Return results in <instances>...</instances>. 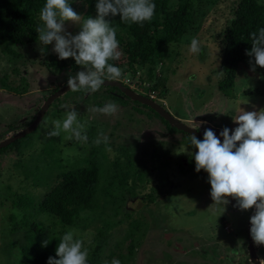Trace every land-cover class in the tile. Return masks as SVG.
<instances>
[{"label":"rangeland","instance_id":"374dc122","mask_svg":"<svg viewBox=\"0 0 264 264\" xmlns=\"http://www.w3.org/2000/svg\"><path fill=\"white\" fill-rule=\"evenodd\" d=\"M198 3L197 0L195 4ZM232 4V0H225L216 5L211 3L206 9V15L199 16L196 26H193L198 28L199 24H203L200 29L187 33L189 35L182 42L173 45L168 54L169 58L162 61L155 73L162 84L156 89L158 103L177 120L198 131H205L206 128L222 130L224 127L234 130L238 124L234 123L233 117L240 115L243 110L264 109V97L250 93L259 86L264 88V67L257 65L254 72L251 70L249 61L254 62V57H250L243 65L241 75L235 83L234 98L225 97L219 90V83L224 77L221 70L223 30L233 21ZM82 10L78 5L75 6V11L81 16ZM66 24V31L73 35L81 31V25L78 23L70 21ZM194 37L201 42V53L189 51ZM54 45L55 42L47 46L38 43L28 50H22L23 59L25 58L22 61L25 62L20 67L22 72L24 71L20 77L13 74L7 66L8 58L0 53V77L6 73L10 74L13 87H19L22 78L26 79L25 84H28L27 92L22 94L10 88H2L0 84V142L4 140L5 135V139L14 135L22 122L40 107L41 101L49 91L60 88L67 83L70 76H75L79 71H87L84 66L76 71L67 69L62 72L49 68L51 56L58 58V54L53 51ZM40 48L45 51L41 53ZM124 55L122 51L119 65L120 60L126 58ZM128 74L131 75H123L129 78ZM142 76L147 78L146 69L142 71ZM156 81L154 79L153 84H156ZM76 96L74 91L67 92L61 98L63 101L68 99L67 110L59 115L54 113L56 110L49 112L37 132L38 139L29 143L26 140L21 142L24 155H0V264H17L20 259L19 246L23 237L22 234L13 232L16 221L12 218L16 217L19 208L14 204L15 195L12 192H30L37 200L43 198L48 188L45 185L36 186L37 182L41 183L36 168H45V156L41 152L44 149L43 140L46 132L52 129L53 121L62 120L66 112L73 108L79 113L78 119L87 122L86 133L95 128L97 137L100 132L109 137L110 150L103 152V156L98 151L103 160V169L117 154L119 157L114 162L112 173L127 170L125 167L129 166L130 160L134 161L135 165L136 160L143 159L153 172L150 184L145 182V174L137 175L140 185L137 190L138 198L129 199L128 202L117 199L118 205L114 201L111 206L112 209L121 211L120 221L123 217L128 219L129 216L130 219L144 224V234L138 235L141 242L136 241L133 254L129 256L131 228L129 222L122 224L111 231L105 239L106 245L98 251L104 261L110 264L113 258L125 256L126 264H254L250 257L249 236L250 218L254 215L255 208L240 210L229 203L215 204L210 194L209 174L204 170H195L194 154L197 150L190 144L191 135L179 134L177 131L168 133L166 129L169 127L159 118L149 120L146 117V112L149 111H138L145 115L134 116L132 102H125L128 106L126 111L107 115L90 109L96 108L97 105L103 107L111 102L110 99H105L103 95L100 98L92 96L88 101L79 100L74 104ZM10 126L13 127L12 131L2 137ZM68 135L62 132L60 137H54L55 146H58L55 148L61 150V153H55V156L61 158L62 164L69 165V168L78 165V162L86 165L84 163L90 157L89 147L75 139H68ZM94 148L98 149L97 145ZM21 159L31 168L28 176L23 173V169H19L18 162ZM127 172L133 174H128L131 182L136 173L135 166ZM105 173L108 171L105 170ZM162 174H169L171 184H165L161 199L147 208L148 202H143L140 196L161 186ZM46 181L47 179L43 182ZM143 183H146L145 190ZM51 184L55 185L54 182ZM99 198L104 206L108 200L107 196L100 193ZM113 199H116L115 195ZM34 218L51 227L58 223L54 216L47 213L36 214ZM82 226L72 229L85 240V246L90 249V258L92 252L102 244V240L97 237L100 228L94 223ZM64 234L65 231L62 235ZM255 248L258 259L264 257V245L255 244ZM111 250L117 254L109 259Z\"/></svg>","mask_w":264,"mask_h":264},{"label":"trees","instance_id":"16d2710c","mask_svg":"<svg viewBox=\"0 0 264 264\" xmlns=\"http://www.w3.org/2000/svg\"><path fill=\"white\" fill-rule=\"evenodd\" d=\"M196 1L197 0H153L156 4L154 16L150 21H145L142 24L122 21L119 15L106 18L112 21L113 26L116 27L120 50L126 55L125 59L122 58L120 60L121 65L118 64V60L110 61V63L122 69V76L117 81L121 82L123 86L147 98H150V96L145 87L146 81H148L152 90H156L159 86H162L159 82L161 80L155 73L162 61L167 57L169 58L170 55L168 54H170L173 45L182 42L191 31L194 30L196 32L200 29V26L203 24H199L198 28L193 26H196L199 16L203 17L206 15V9L210 7L211 3L216 5L225 0H198L199 3L195 4ZM206 1H208V3H206ZM232 1L233 21L223 30L224 38L221 70L224 77L221 81L222 83H219V90L227 98L235 97L233 92L235 83L238 80V76L241 75L240 72L243 65L250 58L246 55V51H250L252 48L251 33L258 32L260 28H264V0ZM97 2L98 0H69V4L74 11L77 5L83 9L82 17L84 18L97 17L98 13L95 7ZM45 3L46 0H0V53L8 58L7 66L10 67L9 69L12 70L13 74L19 77L22 72V68L20 67L21 65L23 66L25 62L22 61L25 60V58L23 59L22 50H28L29 47L39 43L38 33L35 29L43 24L40 20V11ZM68 22L70 21H66L65 24ZM50 60L48 62V67L54 68L58 72L67 69L76 71L82 66L76 64L75 59L71 57L61 60L59 57L55 58L51 56ZM145 69L147 70V78L142 76V71ZM23 73L24 71L22 75ZM124 73H131V75L128 74L129 78H125L123 75ZM10 78L11 76L8 73L0 77L2 88H10L18 94L27 92L28 84H25L26 79L22 78L19 87H13ZM154 79L157 80L156 84H153ZM130 83H134L136 88H131ZM60 88L47 93L46 98H43L41 101L40 107H38L35 113L31 114L24 123L22 122L21 127L14 135L34 122L46 100ZM74 92L77 94L76 101L73 102L74 104L79 100L88 101L92 96L100 98L103 95L105 99H110L111 102L118 105V111H126L128 106L125 102L129 101L134 105L132 108L134 116L137 115V117H140L139 115H145L138 113V111H149V113L146 112V117L149 120H153L155 117L159 118L170 128L166 129L168 133L177 131L179 134L190 136L171 126L152 108L128 98L119 88L101 87L96 92H90L84 89ZM253 92L264 97V88L260 86L257 87L255 91H250L251 94H253ZM63 96L56 99L51 104L41 124L45 121L49 112L56 110L57 112L54 113L59 115L67 110L68 104L66 103L68 99L63 101L61 99ZM97 107L99 106L97 105ZM56 118H58V116ZM41 124L32 134L1 149L0 155L10 154L15 157L24 155L22 153L21 142L26 140L27 143H29L30 141L32 142L38 139L37 132ZM12 128L13 127L10 126L5 130L2 137L12 131ZM86 134L88 136V141L85 144L90 149L87 148L90 151V157L86 163H84L86 165H82L83 162H78V165L72 166V168H69V165L62 164V159L55 156V153L57 155L61 153L60 149L55 148L58 147L55 146V138H47L45 136V140H43L44 149L41 151L42 155L45 156L43 157L45 160V168L42 169L40 166L36 168V173L39 174L41 179V183L37 182L36 186L45 185V187L48 188L43 198L37 200L30 192L29 194H23L22 192H12V189H10L15 195L14 204L19 208L18 214H15L16 217L12 218L13 221H16L13 232L20 233L23 237L19 246L20 259L17 264H47L50 256L59 259V257L56 256V249L59 240L63 236L62 233L64 231L66 233L72 228H81L83 227L82 225L93 223L98 224L100 228L97 237L102 240V244L92 252L91 257L88 259V264H105V261L98 251L102 250L106 245L105 239L111 234V231L126 222H129L131 228L129 237L132 242L129 248V256L133 254L134 245L137 243L136 241L139 240V242H141L138 235L139 233L144 234L142 232L144 231V224L130 219L128 215V219L123 217L120 221L119 216H121V211L117 209L114 210L111 206L114 201L116 205H118L116 202L117 199L128 202L129 199L138 198L139 194L137 190L140 185L137 175L141 174L142 176L145 174V182L150 184L151 182L149 180L153 172L149 170L144 159L142 161L136 160L137 164L135 165L133 164L134 161L130 160V167L127 166L125 168L127 170L130 168L132 169L134 166L136 168L134 179L130 182L131 177H129L128 174L132 176L133 174L131 172L125 170L121 173H112L114 162L119 157V155L115 153H113L115 155L107 166H105L106 168L103 169V160H101L102 157H99L98 151L101 152L103 156L111 145H106L103 142L99 145L94 143L95 137L97 138L95 128H92L91 131ZM6 137L5 135L3 139L5 140ZM94 144L97 145L98 149L94 148ZM155 159L154 157V160ZM18 166L19 169H23L25 175H30L29 169L31 170V168H29L30 166L26 164L23 159L18 162ZM105 170L108 171L107 174ZM161 177H163L160 178L161 186L153 188L150 192L140 196L142 201L148 202L146 205L147 208L150 207V204L159 201L163 188L171 184L169 174H162ZM46 179L47 181L43 182ZM52 182H54L55 185H52ZM145 185L146 183H143V190H145ZM100 193L105 194L108 199L104 206L101 205V199L99 198ZM113 195L116 196V199H113ZM15 200L17 202H15ZM39 213H47L54 216L58 220V223L56 225L53 224V227H51L37 221L34 217ZM126 214L129 213L126 212ZM59 224L61 228H59ZM45 240H50V243L47 247H42V242ZM116 254L115 251L111 250L109 259H112ZM119 259L121 264H126L125 256H120Z\"/></svg>","mask_w":264,"mask_h":264},{"label":"clouds","instance_id":"9594fccd","mask_svg":"<svg viewBox=\"0 0 264 264\" xmlns=\"http://www.w3.org/2000/svg\"><path fill=\"white\" fill-rule=\"evenodd\" d=\"M95 7L96 18L82 17L73 10L69 0H46L40 11L43 24L35 29L39 44L47 46L55 42L53 51L59 59L74 58L76 64L87 69L69 77L67 84L71 91L96 92L106 79L119 80L122 76V69L110 63L119 60L122 51L117 29L107 17L119 15L122 21L142 24L150 21L156 10L153 0H98ZM66 21L80 24L81 31L76 35L67 32ZM251 40L252 48L246 51V55L254 57V62L249 61L254 72L257 65L264 67V28L252 32ZM201 50V42L192 38L189 51L201 53ZM40 51L43 53L45 49L40 48ZM118 110L114 102L90 109L107 115H114ZM78 116L75 108L67 111L62 120L53 121L46 137H60L63 132L69 134L70 140L86 143L87 122H81ZM233 121L238 127L234 130L224 127L219 134L223 142L211 128L205 129L203 140L191 134L190 144L197 150L194 154L195 170L209 174L210 194L215 204H228L227 197L231 196L236 199L240 210L255 208V214L250 218V234L256 245H264V109L243 110L233 117ZM102 142L107 145L110 141L100 132L94 143L99 145ZM49 243L50 240L43 241L42 247ZM56 256L59 259L50 256L47 264H88L90 249L76 230L71 229L59 240ZM105 264L109 262L105 261ZM110 264H121V261L113 258ZM259 264H264V257L259 258Z\"/></svg>","mask_w":264,"mask_h":264},{"label":"water","instance_id":"95a60500","mask_svg":"<svg viewBox=\"0 0 264 264\" xmlns=\"http://www.w3.org/2000/svg\"><path fill=\"white\" fill-rule=\"evenodd\" d=\"M101 87H116L119 88L128 98H130L133 101L139 102L141 104H144L150 108H152L157 114H159L165 121H167L171 126L175 127L176 129L187 133L189 135L195 134L197 138H202L204 135V131H198L194 128H191L181 121L177 120L175 117H173L167 110H165L161 105L156 103L155 101L150 100L149 98L136 93L135 91L131 90L130 88H127L122 85L121 82L117 80H105V83ZM71 91L68 84H66L64 87L57 90L55 93H53L44 103L40 111L38 112L34 122L25 128L24 130H21L20 132L16 133L15 135L5 139L4 141L0 142V150L3 148H6L10 146L11 144L25 138L26 136L32 134L38 126L41 124L46 112L49 110L51 104L61 96L65 95L67 92ZM218 136V138L221 139V142H223V138L219 136L221 129H212ZM229 204L234 208H239L237 206V201L235 198L229 196L227 197ZM255 214V211H254ZM251 228V227H250ZM249 251H250V257L251 260L254 262V264H259V259L257 256L256 248H255V242L253 241L251 234L249 236Z\"/></svg>","mask_w":264,"mask_h":264},{"label":"built area","instance_id":"2783aa9c","mask_svg":"<svg viewBox=\"0 0 264 264\" xmlns=\"http://www.w3.org/2000/svg\"><path fill=\"white\" fill-rule=\"evenodd\" d=\"M130 86H131V88H136L135 87V84L134 83H130ZM145 87H146V90H147V88H150V84L149 83H146L145 84ZM144 90V89H143ZM145 90V91H146ZM141 92H144V91H142V90H140ZM148 95L150 96V98L151 99H154V100H157L158 99V92L156 91V90H152V89H150L149 91H148Z\"/></svg>","mask_w":264,"mask_h":264}]
</instances>
